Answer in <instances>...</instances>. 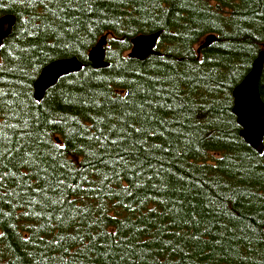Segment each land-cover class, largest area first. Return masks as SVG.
Segmentation results:
<instances>
[{"label": "trees", "instance_id": "1", "mask_svg": "<svg viewBox=\"0 0 264 264\" xmlns=\"http://www.w3.org/2000/svg\"><path fill=\"white\" fill-rule=\"evenodd\" d=\"M4 15L0 264H264V139L259 155L233 113L264 0H0ZM154 33L155 54L130 57ZM70 58L80 71L38 102L41 71Z\"/></svg>", "mask_w": 264, "mask_h": 264}, {"label": "water", "instance_id": "2", "mask_svg": "<svg viewBox=\"0 0 264 264\" xmlns=\"http://www.w3.org/2000/svg\"><path fill=\"white\" fill-rule=\"evenodd\" d=\"M15 25V18L12 15H4L0 17V46L2 45V42L8 38L11 34V31ZM159 33H154L151 35H145V36H139L135 38L132 41V49L130 51V57L137 59L139 61H144L148 56L154 55L155 52L153 51V48L156 44V41L158 39ZM214 36H208L204 39L201 48L203 46H207L211 41L214 40ZM106 46V36L102 37L96 44L95 47H93L90 52L88 53V60L91 63L93 68H104L107 66V63L104 61L105 59V50L104 47ZM199 50V49H198ZM67 65L70 67L69 69H61L57 65ZM264 64V53H260L257 57V59L253 62L252 68L250 72L245 76V78L242 80V82L234 89L233 91V98L234 101V107H233V113L237 119V123L241 127V136L244 139V141L259 155L263 151V139H264V103L261 100L259 89H258V83L259 79L262 73ZM81 69V64L76 58H70V59H60L55 60L48 64L44 69L41 71L40 75L38 76L37 80L34 84V97L39 102L42 100L46 90H48L50 87H52L59 78L66 76L71 73H77ZM65 70L63 72H60L56 74L55 72H59ZM53 75V76H52ZM253 78V87L254 90L251 92L252 95L256 98L255 106L258 109L261 119L263 120V124L261 127L257 130L256 136L249 131L248 128V122L244 118L245 115L243 112H239L242 118L239 121V116H237V107H236V96L235 92L243 86L247 82L248 79ZM252 88V89H253ZM243 120V121H242ZM244 122V124H243ZM246 125V126H244ZM253 136H251V135ZM251 136V137H250ZM255 139V140H254ZM253 141V142H251ZM251 142V144H250Z\"/></svg>", "mask_w": 264, "mask_h": 264}, {"label": "bare ground", "instance_id": "3", "mask_svg": "<svg viewBox=\"0 0 264 264\" xmlns=\"http://www.w3.org/2000/svg\"><path fill=\"white\" fill-rule=\"evenodd\" d=\"M57 66L60 67L61 69H69L70 68L67 65H60L59 64ZM63 71H65V70L55 72V73L58 74V73L63 72ZM253 80H254L253 78L248 79L247 82L245 84H243V86H241V88H239L235 92V96H236V107H237L236 111L238 114L237 116H239V121L242 118V116L240 115L239 112H243L245 115L244 118L248 122V128L250 129L249 131H251V133L253 135H255L257 130L263 124V120L261 119L262 117L260 116V113L255 106L256 98L251 93L254 90V88H253L254 86L252 87L253 89L251 88V86L253 85ZM233 101H235L234 98H233ZM243 124H244V122H243ZM244 126H246V125H244ZM246 128H247V126H246ZM251 142H253V141H251ZM251 142H250V144H251Z\"/></svg>", "mask_w": 264, "mask_h": 264}]
</instances>
